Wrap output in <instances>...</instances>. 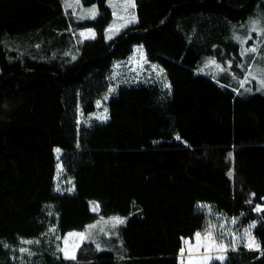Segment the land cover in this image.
Returning a JSON list of instances; mask_svg holds the SVG:
<instances>
[{
  "label": "trees",
  "instance_id": "16d2710c",
  "mask_svg": "<svg viewBox=\"0 0 264 264\" xmlns=\"http://www.w3.org/2000/svg\"><path fill=\"white\" fill-rule=\"evenodd\" d=\"M63 1L0 0V264H13L19 241L52 226L61 234L82 230L95 219L93 202L101 216L127 218L122 256L29 263L179 264L183 239L206 221L198 205L208 204L240 226L256 221L259 244L212 264H264V93L243 92L249 64L230 39L263 0H134L136 24L110 41L107 0H80L98 7L95 20L76 24L97 34L81 44L69 32ZM18 38L40 57L51 48L78 57L9 59L3 41ZM136 44L164 69L170 91L122 88L107 103L108 122L83 126L78 113L95 111L113 63ZM205 57L228 77L198 73ZM55 148L71 194L54 190Z\"/></svg>",
  "mask_w": 264,
  "mask_h": 264
},
{
  "label": "rangeland",
  "instance_id": "374dc122",
  "mask_svg": "<svg viewBox=\"0 0 264 264\" xmlns=\"http://www.w3.org/2000/svg\"><path fill=\"white\" fill-rule=\"evenodd\" d=\"M262 2L263 5L256 7L246 21L233 26L230 37L231 41L239 45L242 59L249 64L244 78L240 81V85L244 87L243 92L246 94L264 93V0ZM107 5L111 11V20L104 30V38L110 41L126 28L136 24L137 16L134 0H107ZM63 9L70 22L69 32L75 44H81L96 37L97 34L93 28L76 26L97 18L96 4L84 6L80 0H64ZM3 46L9 59H11V53L17 56L24 54L31 59L39 60H50L57 56L56 58L66 63H71L78 57V53L76 54L73 50L65 49L57 53L53 48H51V55L46 53L40 57L41 55L34 53L31 47L23 45L22 39L19 38L5 40ZM34 47L38 50L40 46L35 43ZM227 71L229 72L209 57H205L197 68L198 73L216 81L228 77L230 72ZM107 83V91L95 102V111L87 115L78 113L79 121L83 126L108 122L107 103L122 88L157 86L162 91H170V82L164 69L147 59L141 44L134 45L128 56L113 63L107 76ZM54 154L57 161L54 190L61 194H71L73 182L66 177L62 169V151L55 148ZM198 209L205 214V224L203 229L192 238L183 239L181 254L178 255L179 264H212L215 261H223L228 252L241 247L248 250L258 249L259 244L253 234L257 225L256 221L240 226L237 218L218 214L208 204H199ZM90 210L96 215L95 219L82 230L61 234L55 226H52L40 238L19 241L18 246L10 251L11 262L31 264L29 261L34 258L41 260L45 257L57 261L74 260L79 254L107 253L113 257L122 256V246L118 238H121L120 231L127 218L119 215L101 216L100 206L95 202L90 204ZM117 217L124 222L116 223L114 218Z\"/></svg>",
  "mask_w": 264,
  "mask_h": 264
},
{
  "label": "snow or ice",
  "instance_id": "6c2138e0",
  "mask_svg": "<svg viewBox=\"0 0 264 264\" xmlns=\"http://www.w3.org/2000/svg\"><path fill=\"white\" fill-rule=\"evenodd\" d=\"M253 50H254V49H253ZM177 139H179V137H177ZM57 151H59V150H57ZM259 210H260V208L257 207V211H259ZM114 220H115L116 223H123V222H124L123 219H121V218H119V217L114 218ZM256 247H258V245H257Z\"/></svg>",
  "mask_w": 264,
  "mask_h": 264
}]
</instances>
